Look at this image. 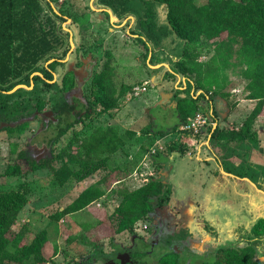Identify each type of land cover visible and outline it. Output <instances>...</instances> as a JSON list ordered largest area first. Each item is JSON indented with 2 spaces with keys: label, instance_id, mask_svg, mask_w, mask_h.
Listing matches in <instances>:
<instances>
[{
  "label": "rangeland",
  "instance_id": "obj_1",
  "mask_svg": "<svg viewBox=\"0 0 264 264\" xmlns=\"http://www.w3.org/2000/svg\"><path fill=\"white\" fill-rule=\"evenodd\" d=\"M46 1L64 18L63 29L70 34V40L74 43L67 58L61 61V65L54 72L55 80L61 82L67 72L81 75L85 70L84 66L93 63L90 77L79 85L77 90L78 96L91 104L93 110L90 119H82L52 144L59 125H47L45 115L49 113L50 119L56 118L53 105L58 97L55 98L54 95L47 97V103L43 104L32 118L14 126L0 128V192L16 191L24 187L27 197L23 213L7 235L8 264H17L27 246L34 240L46 243L51 250L53 258L46 264H103L92 257L96 251L103 250V253L108 255L115 249L118 251L133 245V236L128 231L120 230L122 217L116 209L123 203L126 192L137 191L151 178L163 179L171 186L172 194L169 204L155 208L153 219L139 221L134 226L137 239H151V228L143 230V225H149L150 222L152 227L157 226L160 229V233L164 227L172 232L176 230V241L185 238V235L181 236V231L187 229L196 233L194 236L192 232L189 235L198 242L197 234L199 231L203 233L207 224L218 233V240H214L212 245L209 244L206 251L188 250L183 243L174 244L175 240H170L166 245L158 243L150 256L151 264H162L158 261L165 254L171 253V244L175 247L173 252L179 255L180 264H212L220 248L234 246L229 243V239L240 242L245 236L249 237L246 233L247 227L251 229L252 222L258 217L264 218V112L253 127L257 139L245 141L243 147L238 146L240 143L232 137L236 136L258 102L247 88L249 81L244 77L245 64L242 59L234 54L228 64H224L220 58L215 60V42L205 43V47L198 52V59L213 68L209 80H216L215 83L223 85L221 90L216 86L210 91L208 88L197 93L192 90L195 98L201 94L210 98L205 92L213 93L218 90L213 99L219 109L218 128L224 133V136H221L223 141L231 146L229 159L233 157L234 160L230 163L226 158L220 157V161L227 170L242 175L248 174L252 179L251 182L231 177L227 180L216 179L215 189L213 187L212 190L220 194L219 197L228 193L231 195L230 200L225 202L219 198L218 204H207L205 197L209 193L207 188L210 180H214L216 176L225 177L218 162L182 160L181 156L177 155L170 158L172 169L167 181L169 167L157 164L154 161L156 155L154 158L145 156L148 146L158 140L162 141L167 149L171 145L176 151L185 153V147L177 140V137L182 135L179 131L182 124L175 128L180 120L176 104L171 102L172 97L163 99V95L173 92L174 97L173 89H184L180 83L181 80L184 83L187 78L178 77L176 84H167L169 81L165 74L171 70L170 64L165 62L153 66L149 60L147 65L145 64L143 56L146 48L137 41L138 36L131 32L134 17L130 16L122 21L114 16L111 10L97 7L96 0ZM167 12L165 5L159 7L162 23L167 22ZM105 13H108L109 17ZM83 14L84 16H81ZM175 39V36H170L164 45L157 49L158 56L164 58L169 55L172 48L176 47ZM107 52L113 56L112 65L116 71L115 79L119 88L122 84H129L132 88L145 86L146 90L139 96H133L131 100H122L118 107L104 112L103 107L95 103L97 89L94 78L104 69L109 57ZM75 86L76 84L74 88ZM160 87L165 90H160ZM71 98L69 95V99ZM199 106L208 112L207 100H200ZM25 122L27 127L23 129L21 125ZM110 125L118 127L124 135L125 145L118 148L117 153H120L116 158H112L114 155L109 158L107 163L104 162L105 165L93 171L91 177L80 181L75 178L61 184L51 168L40 166L49 162V165L59 169L63 161L56 160L54 156L67 145L75 131L84 135L96 127ZM8 128H14V131ZM127 133H135V136L131 139ZM224 149L226 148H216V151L220 155L226 151ZM133 152L135 154L131 159L129 157ZM7 167H19L21 173L6 174ZM93 183H98L105 195L81 211L61 216V212L67 210ZM206 183L208 186L204 188ZM228 183L229 186L226 187ZM242 234L245 235L244 238ZM260 249L264 256V241L260 244Z\"/></svg>",
  "mask_w": 264,
  "mask_h": 264
},
{
  "label": "trees",
  "instance_id": "obj_2",
  "mask_svg": "<svg viewBox=\"0 0 264 264\" xmlns=\"http://www.w3.org/2000/svg\"><path fill=\"white\" fill-rule=\"evenodd\" d=\"M95 4L99 8L111 10L122 21L130 16L135 18L131 32L138 36L137 41L146 48L143 61L146 64L149 60L153 66L165 62L170 64L171 70L165 74L169 81L167 84H174L178 77L187 78L186 83L182 80L180 83L184 89H173L175 95L172 102L176 104L180 119L175 128L200 111V100H207L208 104L206 94L195 98L192 90L197 93L208 88L210 91L215 86L221 90L223 86L215 83L216 80H209L212 66L198 59V52L205 47L204 44L215 42L214 59L220 58L224 64H228L234 54L241 58L245 64L244 77L249 81L247 88L258 102L232 139L238 141L241 147L245 141L257 139L253 127L264 112V0H96ZM161 5L168 9L166 23L160 21ZM105 14L109 17L108 13ZM64 21L46 0H0V128L3 124L10 125L32 118L47 103L50 95L58 97L53 105L58 121H51L50 125H59L51 144L60 140L82 119L91 118L90 111L80 119L71 113L75 109L69 102V92L75 85L73 73L67 72L61 82L55 80L54 72L72 49L70 34L62 26ZM170 36L176 37V47L161 58L157 49ZM107 54L109 57L104 69L94 78L97 89L95 103L101 105L104 112L118 107L135 88L129 84L118 87L112 65L113 56H110V52ZM54 59L55 62L48 64ZM35 73H41L43 77L38 74L33 76ZM22 84L29 87L34 85L31 90L21 88L8 94ZM217 91L205 93L209 94L211 100L217 96ZM26 127V122L21 125L23 129ZM8 129L14 131V128ZM127 134L131 139L135 136V133ZM212 136L222 140L224 133L217 128ZM123 145L124 135L115 126L96 127L84 135L75 131L67 145L54 156L56 160L63 161L61 167L55 169L49 162L40 166L51 168L61 184L75 178L80 181L91 177L93 171L105 165ZM167 151L176 150L170 145ZM160 156H155L156 161H159ZM20 171L19 167H7L5 173L18 175ZM235 175L250 177L248 174ZM25 191L24 187H20L16 191L0 192V264H8L7 235L26 207ZM171 194V186L161 178H151L137 191L126 192L123 203L116 209L122 217L120 230L138 236L134 226L142 220L150 221L155 208L169 204ZM104 195L99 184L93 183L69 205L70 211L64 209L61 216L81 211ZM251 230L255 235L248 237L250 241L220 248L212 264H264L259 260L263 256L260 243L264 241V218L254 222ZM171 253L164 255L158 262L172 264L170 262L173 261V264H180L178 253ZM104 256L107 255L103 250H98L92 257ZM52 258L46 243L34 240L17 264H46Z\"/></svg>",
  "mask_w": 264,
  "mask_h": 264
},
{
  "label": "flooded vegetation",
  "instance_id": "obj_3",
  "mask_svg": "<svg viewBox=\"0 0 264 264\" xmlns=\"http://www.w3.org/2000/svg\"><path fill=\"white\" fill-rule=\"evenodd\" d=\"M92 66H93V63H88L84 66L85 70H83V73L81 75L80 74L75 75V73L73 75L74 79H75V84H76L75 87L76 88H73L72 91L69 92V95L72 96V98L69 99V102H70V105H72V107L75 108L71 113L73 115H78L79 119L82 118L87 111H90L92 113V110H93L91 104H89L88 102H84L82 100V98H80L78 96V91H77L79 85H82L90 77ZM79 114H81V115H79ZM49 116H50L49 113L45 115L47 125H50L51 121H53L54 123H57L56 118L51 117V119H50ZM154 215H155V213H154ZM259 219H261V218L258 217L256 221H258ZM256 221H254V222H256ZM254 222H252V223H254ZM144 225L146 226L145 227L146 230L151 228V233H150V237H151L150 240L151 241L145 240L142 237L137 239L138 238L137 236H133V238H132L133 245L132 246L121 248L122 250H118V251L115 249L111 254H108L105 257H108L109 259H113L119 253H123L128 249V250L133 251L131 255L136 262H139L140 264H151L152 262H150L149 260L151 259L150 256L152 254V251H154V247H156L158 243H160V244L164 243L166 245L170 240H175L174 238L177 237L176 230L174 232H172L171 230H168L167 228L165 229V227H164L163 232L160 233L159 232L160 229L157 226L152 227L151 222L149 223V225L148 224H144ZM145 229H143V230H145ZM239 229L241 232L240 225H239ZM185 230H187V229H185ZM185 230H184V232H183V230L181 231L182 232L181 236L185 235V238L178 239L177 241L175 240L174 244L183 243V244H185L184 247H186L188 250H193V251L194 250H200V251L205 250L206 251L207 246L209 244L212 245L214 240H218V233H216V229H214L212 226H209V224L206 225L205 229L203 230V233L201 231L198 232V234H197L199 236L198 242L194 241L191 238L192 236L189 235L192 232L191 230H187L186 232H185ZM246 233H248L249 236L255 235V234H253V231L251 229H249L248 227H247ZM194 234H196V233L192 232L193 236H194ZM242 236H243V234H242ZM244 236H243V238H244ZM134 237H136V238H134ZM154 241H156V242H154ZM237 241L238 240L229 239V243H231L232 245L238 244L239 242H237ZM243 241L244 242L250 241V239H248V237L245 236V239L241 240L240 242L242 243ZM174 244L169 245L170 246L169 248H171L172 251L175 248ZM196 244H198V245H196Z\"/></svg>",
  "mask_w": 264,
  "mask_h": 264
},
{
  "label": "crops",
  "instance_id": "obj_4",
  "mask_svg": "<svg viewBox=\"0 0 264 264\" xmlns=\"http://www.w3.org/2000/svg\"><path fill=\"white\" fill-rule=\"evenodd\" d=\"M185 80H184V83H186ZM175 88H178V87H175ZM159 89L160 90H165V89H163L161 87ZM172 93L171 92H166L165 95H163V99H166V98L170 99L171 97L173 98ZM170 94H171V96H170ZM207 99H208V104L207 105L209 106V110H208L207 114H209L212 117V120L216 121L215 124H217V126H213L211 128V131H210V129H207V130L210 131V133L206 130V132H204L202 134V136H200V137H192L191 135H188V134L180 135L179 137H177L178 139L177 138L176 139L178 140V142L181 143L183 147H187L186 148L187 151L184 154H182L180 150L174 151V152H169V153H168V151H166L165 153H160L161 156L158 159L159 161H156V158H154L153 156H150L148 154L149 147L152 144L151 143L148 146V148H147V152L145 153V156L154 158L155 159L154 161H156V163L159 164V165H163L164 167H166V166L169 167L168 168L169 171L167 172V175H166L167 176V181L169 179V174H170V171L172 169V167H171L172 164H171V159L170 158H174L177 155H180L182 160H185V159L193 160V159H195L196 161H198L200 163H208V162H215V161L218 162V166L221 169L222 175H224L225 177H222V176L221 177H217L216 176V177H214L215 178L214 180H210V185H209L208 188H207L208 183H206L207 185L205 184L203 186L204 188H207V190L209 192L206 195V197H205V203H207V204L208 203H217L218 204L219 203L218 201L220 199H224L225 202H229L231 195H229L228 193H224L225 195H221V197H219L220 194H218L217 192H214L212 190L213 187L215 189V185H216V182H217L216 179H220V180L225 179V180H227V179H229L231 177V178H236L238 180L247 181V182H251L252 179L250 177L242 178L240 176L235 175L236 173H233L231 170H227L225 168V166H224V163L222 161H220V157L226 158L228 161H230V163H231V161H234V160H232V158H233L232 156H231L232 158H230V159L227 158V156L229 155L228 152L230 150L229 147H231V146H228L223 141V139L222 140L214 139L213 136H212V133L214 132V130H216L219 127V124H220V120L217 117L219 109H218V104H216V101H213V99L210 100L209 97H207ZM171 102H172V99H171ZM162 106L165 108L164 105H162ZM218 142H220L221 145H219ZM216 148H218V150L222 149V148H226V149H224L226 151L223 154L219 155L217 153V151H216ZM134 152L130 155L129 158L133 159L132 156H133V154H135ZM119 153L120 152L115 153L112 158H116ZM190 153H192V154H190ZM163 158H166V160H162ZM243 160H240V161H243ZM226 176H228V177H226ZM214 181H215V183H214ZM228 186H229V183L226 184V187H228ZM256 188H257V186H256ZM259 188L260 187H258V189ZM214 205L216 206V204H214ZM215 206H213V207L215 208ZM216 209L219 210L218 207H216Z\"/></svg>",
  "mask_w": 264,
  "mask_h": 264
},
{
  "label": "built area",
  "instance_id": "obj_5",
  "mask_svg": "<svg viewBox=\"0 0 264 264\" xmlns=\"http://www.w3.org/2000/svg\"><path fill=\"white\" fill-rule=\"evenodd\" d=\"M145 86H138L133 89V92L129 93L127 96V100H131L133 96H139L140 93L145 91ZM216 121L212 120V117L207 114L204 110L198 111L194 116L190 117L187 122L183 123L179 126V131L184 134L191 135L192 137H200L204 132H206L207 129H210V126H217L215 124ZM167 151V148L163 144L162 141L158 140L156 141L152 146L149 147L148 154L150 156H155L160 153H165ZM192 154V153H190ZM147 181L148 178L144 177ZM145 229V225L143 226Z\"/></svg>",
  "mask_w": 264,
  "mask_h": 264
},
{
  "label": "water",
  "instance_id": "obj_6",
  "mask_svg": "<svg viewBox=\"0 0 264 264\" xmlns=\"http://www.w3.org/2000/svg\"><path fill=\"white\" fill-rule=\"evenodd\" d=\"M70 44H71V48H73L74 47V43L72 42V40H70ZM53 62H55V59L49 61L48 64H51ZM37 74L41 75L43 77V75L41 73H35V74H33V76H35ZM33 85L34 84H32L31 87H29L28 85H25V84L19 85L13 91L8 92V94L14 93L16 90L21 89V88H24V89H27V90H31ZM23 121H26V120H23ZM23 121H20V122H17V123H13V124H10V125L3 124V126H14V125L19 124V123H21ZM134 238H136V237H134ZM196 245H198V244H196ZM132 252L133 251L127 249L125 252L119 253L113 259H109L108 257H99L96 260L99 261V262H102L103 264H140L139 262H136L133 259L132 255H131ZM259 260L264 263V256L260 257Z\"/></svg>",
  "mask_w": 264,
  "mask_h": 264
}]
</instances>
